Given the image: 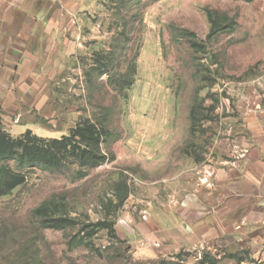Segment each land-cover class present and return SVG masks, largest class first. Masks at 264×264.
I'll return each mask as SVG.
<instances>
[{
    "label": "rangeland",
    "instance_id": "1",
    "mask_svg": "<svg viewBox=\"0 0 264 264\" xmlns=\"http://www.w3.org/2000/svg\"><path fill=\"white\" fill-rule=\"evenodd\" d=\"M80 34L49 104L22 118L44 142L104 126V158L22 170L0 196V264H264L192 247L171 206L172 183L264 104V0H95Z\"/></svg>",
    "mask_w": 264,
    "mask_h": 264
},
{
    "label": "crops",
    "instance_id": "2",
    "mask_svg": "<svg viewBox=\"0 0 264 264\" xmlns=\"http://www.w3.org/2000/svg\"><path fill=\"white\" fill-rule=\"evenodd\" d=\"M93 1L0 0V122L13 124L17 136L32 130L34 121L22 117L49 104L52 81L79 53L82 16ZM241 127L172 183L173 222L192 247L250 250L264 260V104Z\"/></svg>",
    "mask_w": 264,
    "mask_h": 264
},
{
    "label": "trees",
    "instance_id": "3",
    "mask_svg": "<svg viewBox=\"0 0 264 264\" xmlns=\"http://www.w3.org/2000/svg\"><path fill=\"white\" fill-rule=\"evenodd\" d=\"M100 126L82 120L76 123L67 136L44 142V138L33 135L29 130L17 137L9 136L0 122V196L8 194L21 184L22 170L25 167H33L38 163L57 167L64 154L79 160L103 159L99 155V145L106 132L105 127ZM36 142L39 144H35ZM2 162L11 163L12 167L3 165Z\"/></svg>",
    "mask_w": 264,
    "mask_h": 264
}]
</instances>
